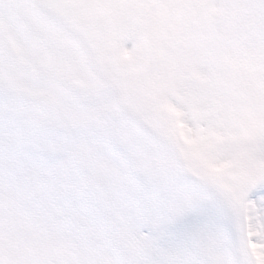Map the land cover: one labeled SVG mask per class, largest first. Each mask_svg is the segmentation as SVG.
Returning a JSON list of instances; mask_svg holds the SVG:
<instances>
[{
	"label": "snow or ice",
	"instance_id": "snow-or-ice-1",
	"mask_svg": "<svg viewBox=\"0 0 264 264\" xmlns=\"http://www.w3.org/2000/svg\"><path fill=\"white\" fill-rule=\"evenodd\" d=\"M0 264H264V0H0Z\"/></svg>",
	"mask_w": 264,
	"mask_h": 264
}]
</instances>
